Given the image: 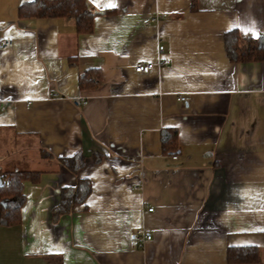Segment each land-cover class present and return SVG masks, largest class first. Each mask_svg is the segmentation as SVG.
Returning <instances> with one entry per match:
<instances>
[{"label": "crops", "instance_id": "crops-1", "mask_svg": "<svg viewBox=\"0 0 264 264\" xmlns=\"http://www.w3.org/2000/svg\"><path fill=\"white\" fill-rule=\"evenodd\" d=\"M28 2L0 0V41L13 42L0 49V172L41 175L23 181L21 222H0V264H264V61L232 62L224 36L264 41V0H89L90 33L21 17ZM92 68L102 81L83 90ZM80 151L76 174L59 158ZM80 177L87 200L54 219ZM139 228L152 238L135 247ZM240 246L259 259L230 262Z\"/></svg>", "mask_w": 264, "mask_h": 264}, {"label": "trees", "instance_id": "trees-1", "mask_svg": "<svg viewBox=\"0 0 264 264\" xmlns=\"http://www.w3.org/2000/svg\"><path fill=\"white\" fill-rule=\"evenodd\" d=\"M18 13L21 17H57L75 19L77 31L90 33L94 29L97 11L92 9L89 0H32L20 5ZM225 51L232 62L264 61V41L254 37L244 38L234 28L225 33ZM102 81V71L97 68L85 71L79 77L78 84L83 90H90ZM178 130L165 128L161 133L163 151L175 153L178 145ZM97 155V154H96ZM101 156L96 161H101ZM65 168L78 174L85 166L87 157L80 151L71 156L59 158ZM40 171H8L0 172V222L4 225L20 223L21 209L25 203L24 180L37 182ZM92 191L88 178H78L75 186H66L61 190L59 205L52 209L54 219L71 212L76 206L87 200ZM228 260L231 262H255L260 251L252 247H230Z\"/></svg>", "mask_w": 264, "mask_h": 264}, {"label": "built area", "instance_id": "built-area-1", "mask_svg": "<svg viewBox=\"0 0 264 264\" xmlns=\"http://www.w3.org/2000/svg\"><path fill=\"white\" fill-rule=\"evenodd\" d=\"M165 40L164 37H159V46H158V52H160V56L163 55L164 50H165V44L163 41ZM13 45V42L10 38H4L0 41V49H5L8 47H11ZM170 59L167 58H160L158 62H145V61H139L135 64V70L140 73H149L155 65H163L164 63H169ZM179 99L181 100H187L186 96L180 95ZM75 104L80 105V104H87L89 99L85 97H75L73 99ZM177 155H173V158H177ZM153 209L150 208L149 211H152ZM152 238V235L148 233L144 228H139L133 235H132V243L133 246L135 247H140L143 245L145 240H150Z\"/></svg>", "mask_w": 264, "mask_h": 264}, {"label": "snow or ice", "instance_id": "snow-or-ice-1", "mask_svg": "<svg viewBox=\"0 0 264 264\" xmlns=\"http://www.w3.org/2000/svg\"><path fill=\"white\" fill-rule=\"evenodd\" d=\"M115 5H113V4H111V3H109L108 4V7H114Z\"/></svg>", "mask_w": 264, "mask_h": 264}]
</instances>
